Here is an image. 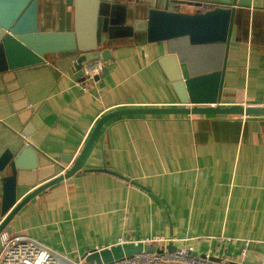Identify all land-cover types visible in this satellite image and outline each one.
Masks as SVG:
<instances>
[{
  "label": "crops",
  "instance_id": "crops-1",
  "mask_svg": "<svg viewBox=\"0 0 264 264\" xmlns=\"http://www.w3.org/2000/svg\"><path fill=\"white\" fill-rule=\"evenodd\" d=\"M166 1L170 10L191 14L209 8ZM149 3L99 0L80 9L67 0L27 1L26 29L50 42L34 62L10 60L0 45V223L70 167L104 115L181 104L161 62L167 43L150 33ZM103 50L109 58L102 77L84 91L74 62ZM208 100L202 97L199 106H211ZM233 104L264 106V0L235 12L221 106ZM5 229L73 259L121 236H162L167 247L188 239L197 253L212 254L224 235L232 239L229 262L264 264V115L111 118L81 168L33 197Z\"/></svg>",
  "mask_w": 264,
  "mask_h": 264
},
{
  "label": "water",
  "instance_id": "water-1",
  "mask_svg": "<svg viewBox=\"0 0 264 264\" xmlns=\"http://www.w3.org/2000/svg\"><path fill=\"white\" fill-rule=\"evenodd\" d=\"M27 1L30 0H17L15 3L4 2L3 6H0V45L3 46L10 60L22 58L34 62L49 48L48 43L50 41L47 38L27 30L24 25V16H21V13L25 9ZM148 1L150 2V33L152 37H155V41H166L167 43L168 55L163 57L161 62L181 100V104L166 107L122 108L104 115L98 121L77 158L72 162L73 164L71 163L64 173L42 184L18 202L0 223V233L15 214L33 197L47 187L74 175L81 168L102 126L111 118L126 114L264 115V106H245L242 104L221 106L235 12L238 6H250L251 0H182L189 5L200 7L207 5L209 7L205 12L194 14L170 10L166 0L160 4L157 0ZM98 2L99 0H67V4L75 5L80 9L95 7ZM90 49H95V46ZM108 53V50L89 51L78 56L73 67L77 77L83 75L84 62L99 58L107 60L109 58ZM204 53H211L214 56L213 59L210 60L207 56L208 58L204 60ZM194 54H197L200 59H196ZM166 62L171 64L173 71L168 68ZM181 63H186V67H181ZM100 77L102 75L97 76V79ZM209 87L211 92L207 91ZM205 95L209 99L205 102H209L211 106H199L202 97H206ZM72 158L73 156H70L64 161L70 163ZM133 183L140 185L135 181ZM168 247L170 250L177 249V246L171 243ZM144 248L151 251L157 250L156 246H144L141 242L138 245L128 243L114 245L110 249L95 252L89 255L87 259L101 263L102 261L120 258L125 254L131 255Z\"/></svg>",
  "mask_w": 264,
  "mask_h": 264
},
{
  "label": "built area",
  "instance_id": "built-area-1",
  "mask_svg": "<svg viewBox=\"0 0 264 264\" xmlns=\"http://www.w3.org/2000/svg\"><path fill=\"white\" fill-rule=\"evenodd\" d=\"M104 66L105 61L101 58L84 62L83 75L78 81L79 86L84 91H89L90 84L98 81L97 76L101 74ZM217 241L218 251L212 254H200L196 252L194 245L189 243L188 239H185L176 250H170L167 247L168 241L162 236L148 237L140 241L121 236L114 245L128 243L138 245L141 242L144 246H156L157 250L151 251L144 248L131 255L125 254L120 258L98 263L88 261V256L110 249L114 245H96L84 256L73 259L28 234L11 233L4 229L0 233V264H234L227 259V248L232 239L222 235L217 238ZM249 244L247 240L246 247L241 252L243 257L247 256Z\"/></svg>",
  "mask_w": 264,
  "mask_h": 264
}]
</instances>
